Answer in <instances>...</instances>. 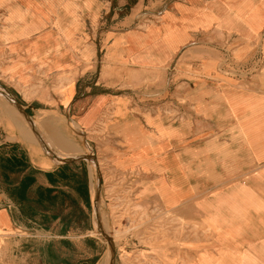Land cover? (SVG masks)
<instances>
[{
    "label": "crops",
    "instance_id": "0c3cea01",
    "mask_svg": "<svg viewBox=\"0 0 264 264\" xmlns=\"http://www.w3.org/2000/svg\"><path fill=\"white\" fill-rule=\"evenodd\" d=\"M98 36L99 63L77 74L73 46L92 57ZM34 52L57 61L41 65ZM0 53L11 96L0 97V264H97L109 247L94 234L105 176L94 181L58 127L47 131L63 152L42 140L58 162L25 141L28 117L49 113L78 124L93 155L104 151L134 202L186 220L170 227L186 231L178 238L122 239L111 264L139 262L133 247L153 264H264V0H0ZM258 54L259 73L234 72ZM119 68L136 78L110 74ZM31 82L48 89L27 97Z\"/></svg>",
    "mask_w": 264,
    "mask_h": 264
},
{
    "label": "rangeland",
    "instance_id": "374dc122",
    "mask_svg": "<svg viewBox=\"0 0 264 264\" xmlns=\"http://www.w3.org/2000/svg\"><path fill=\"white\" fill-rule=\"evenodd\" d=\"M141 22L140 24H142ZM139 24V25H140ZM73 26H76V23H72ZM62 33L66 34V40L71 41V38L69 37V34L66 31H62ZM89 40L94 41L98 48L95 55H92V57H87V55L84 53V49L80 47V45L75 44L73 46L74 53L76 57H80V60H77L79 63H81V66H79L76 69V73H83L86 69L89 68V65L93 63H99L100 61V49H99V42L100 38H89ZM235 45H230V48L233 49V53L235 56L239 57L238 52L236 50ZM48 53H31L30 58L34 62H38L39 64H44L49 59L50 61L56 62L57 60L52 58L50 55H47ZM258 54V57H263ZM84 57H87L86 59ZM92 58V59H91ZM239 59H243L240 57ZM9 59L3 56V54L0 53V88L5 89L6 87L2 84L3 80L1 78L5 77V73H8L9 70L7 69V63ZM84 62H88L86 65ZM254 63V59L252 60V64L248 67H251ZM5 70V71H4ZM262 69H259L256 71V69H250L248 72L240 73L243 77L246 75H251L254 73H259ZM221 73L224 77L230 78L232 77V72L221 70ZM112 76H116L119 78H126V79H134L136 78V75L130 72L129 70H124L119 68L116 71L111 72ZM117 74V75H116ZM99 75V68H96V71L93 74H89L92 78H97ZM234 75V74H233ZM87 75H85L86 77ZM239 76V75H238ZM61 77V76H60ZM84 79V78H82ZM79 82L80 85L83 84V80ZM60 81V80H59ZM62 81V80H61ZM33 82L29 83V85L23 87V91L25 92L27 97L35 96L39 91H41L43 88L48 89L46 85H43V83L39 84H33ZM57 86H54L53 89L55 92L62 93V90L64 89L63 82H59ZM0 97H3L0 94ZM48 116L52 117V119L48 118ZM26 133L23 134V136L26 138L25 141L28 143V146L30 150L41 157L45 161L50 160V162H58L60 161L58 157L55 155H49L47 154L43 147H42V140L45 138L47 141L51 144V146H54V153L56 150L58 152H63L64 149L67 147V142L63 143L62 140H60L59 137L56 135H62L69 143L73 144L76 149H79L81 154L85 156L91 163V166L94 171V181L98 182L102 175L106 178V184L108 188L109 193V204H105V201H102V198L100 197L95 200V204L97 206V209L100 211V219L97 231L94 232L97 234H101L103 232L106 236L109 237L108 240V249L107 251H103L101 254V259L97 264H107V253L111 251L113 253V250L115 247L118 246V244L124 240L125 238H138L140 243L148 245L155 239H164L169 237H180L182 233L186 232L183 229H175L172 230L170 227L175 225H183L185 226L186 220L185 218L180 217H173L169 214V212L164 211V209L159 205L158 202L151 201L150 205L141 206L139 202H134L129 197V190L121 187L122 183L119 179H117V176H115L113 173H111V167H109L107 163V159L105 158L103 154V150H98V156L96 152L93 155V149L88 144V139L86 138L83 131L80 129L78 124L75 123H67V119H65L62 116V113H49L48 115H41L37 118L28 117L26 121ZM53 128L58 127L61 134L52 135L47 131V128ZM48 132V133H47ZM52 132V131H51ZM17 138L16 135H13V139ZM98 141V140H97ZM91 154L93 155L92 158H90ZM45 156H49L52 159H47ZM98 157V159H97ZM47 159V160H46ZM95 164V165H94ZM94 166V167H93ZM97 167V168H96ZM99 172V173H98ZM96 174V175H95ZM110 174V175H109ZM125 185H127V181L125 180L123 182ZM125 187V186H124ZM131 189V188H130ZM121 191L127 192L124 195L121 194ZM101 201V202H100ZM99 205V206H98ZM102 230V231H101ZM195 233L196 231H188V233ZM31 234L30 232H28ZM105 235H100L102 237L103 241L105 242L106 246V239L104 238ZM29 239V246L33 243V240H31V237ZM111 239V240H110ZM37 243H40L39 240H36ZM51 245L45 244V253L51 251ZM139 248V250L137 249ZM141 247H133L135 250V257L134 259H139L136 264H153L148 262L151 260L147 256H145L143 251L140 250ZM109 250V251H108ZM122 253H125L123 248L121 247ZM112 258L110 257L109 263H112Z\"/></svg>",
    "mask_w": 264,
    "mask_h": 264
},
{
    "label": "built area",
    "instance_id": "2783aa9c",
    "mask_svg": "<svg viewBox=\"0 0 264 264\" xmlns=\"http://www.w3.org/2000/svg\"><path fill=\"white\" fill-rule=\"evenodd\" d=\"M230 60L231 59L229 57H227L225 61L226 62H231ZM261 64H262V58L261 57H258V58L255 57L254 58V63H253L254 67L253 66H251V67H242L240 65H236V63H233L231 65L233 67L235 66L236 70L234 72H236L237 74H240V73H243V72H248L249 73V70L252 69V68L256 69V71H257V70H259Z\"/></svg>",
    "mask_w": 264,
    "mask_h": 264
},
{
    "label": "bare ground",
    "instance_id": "6f19581e",
    "mask_svg": "<svg viewBox=\"0 0 264 264\" xmlns=\"http://www.w3.org/2000/svg\"><path fill=\"white\" fill-rule=\"evenodd\" d=\"M1 87V86H0ZM0 94H3V95H5L6 97H11L10 95H9V93H7L6 91H5V89H2V88H0ZM68 145V144H67ZM90 158H92V156L90 157ZM95 165V164H94ZM94 167V166H93ZM97 168V167H96ZM92 172H94V171H92ZM99 173V172H98ZM96 175V174H95ZM94 196V199L96 200L97 199V197H98V194H97V191H94V194H93ZM100 195V194H99ZM100 197V196H99ZM99 206V205H98ZM98 213H99V211H98ZM109 251V250H108ZM112 255H113V253L111 252V251H109V253H107V264H110L109 263V260H110V257L112 258Z\"/></svg>",
    "mask_w": 264,
    "mask_h": 264
},
{
    "label": "water",
    "instance_id": "95a60500",
    "mask_svg": "<svg viewBox=\"0 0 264 264\" xmlns=\"http://www.w3.org/2000/svg\"><path fill=\"white\" fill-rule=\"evenodd\" d=\"M91 156H93V155H91ZM91 156H90V157H91ZM82 158H86V157L83 156ZM100 182H101V178L99 179V183H100ZM97 194H98V198H99V194H100V190H99V189H98V191H97ZM101 231H102V230H101ZM105 236H106V235H105ZM107 238L109 239L108 236H107ZM110 240H111V239H110Z\"/></svg>",
    "mask_w": 264,
    "mask_h": 264
}]
</instances>
